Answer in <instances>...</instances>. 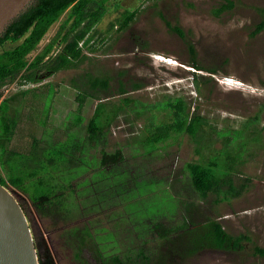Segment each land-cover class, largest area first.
Returning <instances> with one entry per match:
<instances>
[{
	"label": "rangeland",
	"instance_id": "1",
	"mask_svg": "<svg viewBox=\"0 0 264 264\" xmlns=\"http://www.w3.org/2000/svg\"><path fill=\"white\" fill-rule=\"evenodd\" d=\"M231 1L230 10L215 16L213 9L223 0H109L105 15L95 27L94 48L85 51L87 57L77 67L44 76L40 82L21 83L17 79L0 88V103L9 99V113L17 117L9 145L15 151H27L32 138H42L44 131H52L55 140L64 139L73 131L71 122L76 114L85 122L100 100L118 101L121 97L116 94L119 82L124 83L127 90V95L123 96L146 105L168 96L182 97L190 105V111L206 117L214 130L207 136L208 147L201 149L203 157L195 153L196 146L186 134H180L175 140L169 139L167 142L170 143L152 156L134 155L137 144L133 139L142 136L150 112L137 117L133 112L121 114L112 123L106 150L113 152L120 147L124 155L123 163L119 164L120 172L125 170L132 177L136 175V180H143V189L152 190L142 196L150 210L148 216L143 217L147 227L152 226L151 219L147 218L150 214L163 216L167 212L172 217L164 219V223L174 226L182 222V210L179 209L185 207L187 189L174 182V178H181L180 172L186 162H206L214 150L221 151L226 147L220 134L228 137L238 134L227 144L229 148L240 146L236 152L239 155L234 154L240 163H236L232 177L235 186L245 185L241 195L228 200L220 197L213 203L215 195L210 193L206 200L197 199V202L202 216L218 220L229 234H243L249 240L242 241L241 248L218 250L206 247L183 257L176 252H180L181 247H175L165 264H264V257L254 251V246L264 249V28L251 36L262 19L257 9L264 8V0ZM124 10H136L133 20L123 30H117L115 26L107 33L109 24ZM166 21L171 27L181 29L183 36L169 28ZM59 23L60 20L50 27L28 58L49 41ZM14 45L5 42L0 46V52ZM192 62L203 70L193 68ZM209 69H214V73ZM193 71L207 78L200 79L199 89L192 81ZM96 77L109 78L106 92L92 89L88 80ZM135 83L142 86L133 89ZM155 112L162 117L163 112ZM94 171L88 169L72 184L86 178L91 186ZM0 178H7L1 166ZM121 180L118 175L106 174L104 183L99 182L97 186L103 189L104 185ZM132 181L126 189L134 188ZM73 187L77 191L81 189ZM5 188L20 203L33 232L37 252L52 264H110L108 259L98 257L97 248L102 254L119 253L121 257L136 246L148 255L163 251L161 239L152 229L147 230L144 238L138 236L140 229H130L132 219L136 220L133 225H137L143 211V204L137 198L127 201L130 205L126 208L123 201L114 199L117 195L111 196L114 191L110 189L100 204L85 208L79 202L82 210L54 219L39 215L23 191L10 184ZM78 198L80 196L76 197V202L81 200ZM202 216L197 217V222L204 220ZM85 225L92 234L88 238L90 245L88 243L78 251L69 241L67 230ZM107 232H115L113 239L107 238ZM130 254L133 258L135 251ZM155 258L151 256L152 263ZM126 264L133 263L126 261Z\"/></svg>",
	"mask_w": 264,
	"mask_h": 264
},
{
	"label": "trees",
	"instance_id": "2",
	"mask_svg": "<svg viewBox=\"0 0 264 264\" xmlns=\"http://www.w3.org/2000/svg\"><path fill=\"white\" fill-rule=\"evenodd\" d=\"M223 1L219 7L213 9L215 16L232 8L231 0ZM108 2L109 0H35L8 25L0 38V46L5 42L15 43L12 48L3 49L0 52V88L17 79L21 83L40 82L44 76L48 77L58 71L77 67L87 57L85 51H92L94 48L97 35L95 27L105 15ZM257 11L262 15V19L255 25L251 36L264 28V8H258ZM135 14L136 10H124L109 24L107 33L115 26L120 31L126 28ZM59 20L55 34L34 56L28 58L30 53L37 49L50 27ZM166 24L183 36L182 30L177 26L171 27L167 21ZM188 46L194 54L191 44L188 43ZM192 66L196 70H203L195 62H192ZM208 71L214 73L215 70ZM201 78L207 79L204 75L193 71L192 81L197 89H199ZM88 81L95 91L106 92L109 88L108 77L90 78ZM141 86L135 83L132 87L139 89ZM116 94L121 96L118 101L100 100L85 122L82 116L76 114L71 122L73 131L64 139L55 140L52 131H44L42 138H32L27 151H15L9 146L17 126V117L9 113V99L2 100L0 103V166L7 178H0V184L5 187L10 184L23 191L28 195L39 215L54 219L65 218L74 210L81 209L79 202L83 203L85 208L100 204L107 197L110 189L114 191L110 193L111 196L117 195L114 199L123 201L126 208L130 205L127 201L137 198L138 202L143 204L141 206L143 211L137 225H133L136 220L132 219L130 229H140L141 233L138 234L140 238H144L147 230L152 229L160 237L163 251L150 252L148 255L143 248L136 246L129 249L128 253L122 256L123 259L119 253L102 254L101 249L97 248L98 257L108 259L110 264H126V261L133 264H165L170 252H175V247H181V251L176 250V252L182 257L193 255L199 249L206 247L218 250L241 248V242L248 241L249 238L243 234L233 236L224 230L218 220L202 216L197 202V199L206 200L210 193L215 195L213 203H217L220 197L222 200H228L241 195L245 185L235 186L232 177L236 171V163H240L239 157L234 155L238 154L236 152L239 151L240 146L229 148L227 144L238 134H232L230 138L220 134L226 147L221 151L214 150V154L207 158L206 162H186L180 172L181 178L178 176L174 178V182H179L185 186L184 189H187V195L183 193L186 195L185 207L179 209L182 210L180 213L182 222L174 226L168 222L164 223V219H170L172 215L166 212L161 216L157 213L147 217L152 221V226L147 227L144 226L143 217L148 216L150 210L143 202L146 198L142 196L152 190L143 189L141 186L143 180H136V175L132 177L125 170L120 172L119 164L124 160L120 147L115 148L113 152L106 150L107 135L112 123L121 114L133 112L137 117L144 112H150L147 123L142 129V136L133 139L134 144H137L133 149L134 155L146 157L152 156L161 147L164 148L170 143L167 142L169 139L175 140L180 134L188 135L196 146L195 153L203 157L201 149L208 147L207 136L214 129L210 127L206 117L196 111H190V105L182 97L168 96L152 105H146L137 99L123 96L127 95V90L122 82H119ZM155 111L163 112L164 115L159 117ZM90 168L95 169L91 175V186L88 185L90 180L86 178L77 184H72L73 180L81 177ZM106 174L111 177L118 175L122 180L116 184L104 185V188L100 189L97 184L104 183ZM131 180H133L134 188L126 189ZM73 186L81 189L77 191ZM87 195H89L88 200ZM79 196L78 199L81 200L76 202L75 199ZM125 211L128 214L126 209ZM160 216L163 217V222ZM199 216L205 217L202 222H197L196 219ZM125 218H128L127 215ZM67 235L71 238L69 241L73 242L72 246L78 251L88 243L90 245L88 238L92 237V234L86 225L67 230ZM114 235L115 232L114 234L107 232V238L113 239ZM92 245L95 248V245ZM134 251L135 256L131 258L133 255L130 253ZM254 251L264 257L263 248L254 246ZM37 255L39 264H52L49 259H43L38 252ZM152 255L156 256L154 263L151 262Z\"/></svg>",
	"mask_w": 264,
	"mask_h": 264
},
{
	"label": "water",
	"instance_id": "3",
	"mask_svg": "<svg viewBox=\"0 0 264 264\" xmlns=\"http://www.w3.org/2000/svg\"><path fill=\"white\" fill-rule=\"evenodd\" d=\"M35 0H0V38ZM0 264H39L33 232L17 199L0 184Z\"/></svg>",
	"mask_w": 264,
	"mask_h": 264
},
{
	"label": "built area",
	"instance_id": "4",
	"mask_svg": "<svg viewBox=\"0 0 264 264\" xmlns=\"http://www.w3.org/2000/svg\"><path fill=\"white\" fill-rule=\"evenodd\" d=\"M226 79H228V78H226Z\"/></svg>",
	"mask_w": 264,
	"mask_h": 264
}]
</instances>
